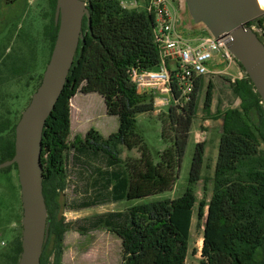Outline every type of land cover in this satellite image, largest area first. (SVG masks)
<instances>
[{"label":"trees","instance_id":"obj_1","mask_svg":"<svg viewBox=\"0 0 264 264\" xmlns=\"http://www.w3.org/2000/svg\"><path fill=\"white\" fill-rule=\"evenodd\" d=\"M49 1L52 15L45 26V35L50 38L53 49L58 31L54 20L57 0ZM88 6L91 24L85 17L83 38L65 88L43 130L41 159L50 226L41 264H61L70 222L59 216V195L66 186L69 161L74 164L80 155L86 154L105 158V167L95 168L93 191L77 204V209L146 198L170 190L176 183L204 88L205 119H222V135L213 194L208 202L201 201L198 211L199 219L205 218L201 264H264V149L260 148L264 143V104L247 73L231 83L232 93L241 100L240 105L216 111L212 110L213 84L210 81L206 84L204 76L199 77L189 98L171 104L163 117L162 137L166 146L155 160L136 131L137 114L155 111V94L139 91L132 79L133 68H155L159 63L153 15L126 8L121 0H89ZM254 24L264 31V14L248 22L250 26ZM23 69L20 66L17 73ZM79 91L98 93L104 98L107 113L119 119L116 131L104 136L91 127L83 137L70 142L71 99ZM174 92L178 98L180 94L175 88ZM10 114V109L0 113V162L15 153L13 137L17 122L12 121ZM123 146L140 150V156L127 164L129 168L122 165ZM204 159V143L198 142L191 165V182L201 179ZM12 167L1 170L9 171ZM86 168L94 171L88 165ZM188 199L191 202L192 197ZM179 203L174 204L171 198L140 202L127 211L85 217L78 229L82 233L99 228L115 232L122 239L125 264H157L159 248L150 249L152 241L171 229L176 236L167 240V253L172 262L180 264L182 247L188 238L189 206L186 200ZM50 244L55 253L53 261ZM21 251L19 238L12 248L14 264H18Z\"/></svg>","mask_w":264,"mask_h":264},{"label":"rangeland","instance_id":"obj_2","mask_svg":"<svg viewBox=\"0 0 264 264\" xmlns=\"http://www.w3.org/2000/svg\"><path fill=\"white\" fill-rule=\"evenodd\" d=\"M135 1H138L141 6L145 0H121V3L125 4L126 8L134 9L132 3ZM181 6L180 4L179 13L182 10ZM51 15L49 0L7 2L0 0V53L4 52L0 56V113L10 109L13 122L19 120L30 102L31 95L37 89L39 79L41 81L50 59L52 42L45 35V26L50 22ZM253 27L264 41V31L257 24ZM6 54H10V57H6ZM20 66L24 69L21 73H17L16 69ZM245 73L236 60L229 73H209L204 76L206 84L209 81L213 84V111L217 108L226 109L240 105V99L232 93L231 83ZM205 90L206 88L201 92L199 111L193 120L176 183L170 190L146 198L125 199L77 209V204L93 191L95 168L105 167V158L102 155L86 154L80 155V159L74 164L69 161L66 186L59 195V216L66 222H70L64 237L61 264H125L122 239L115 232L99 228L82 233L78 229L80 220L108 211H127L133 204L161 198H171L174 204H180L179 202L186 200L189 206L188 238L182 247L183 259L180 264H201L205 218L199 219L198 211L201 201L208 202L213 194V178L222 135L221 119H205L203 111ZM79 102L83 103L80 109ZM165 102V94H155V111L137 114L136 131L144 139L155 160L159 159V151L166 146L162 137V120L173 103ZM71 106L74 116L75 111H82V126L76 123L79 122L76 119L73 122L69 139L71 143L83 137L91 127L96 128L104 136L118 129V117L107 113L104 98L102 99L98 93L88 95L79 91L71 99ZM253 119L256 118L253 117ZM198 142L204 143L205 159L201 179L191 182V165ZM260 148L264 149V143L260 145ZM72 151L73 149L70 150V156ZM121 156L122 165L126 167L132 159L140 156V150L123 146ZM86 165L94 171L91 172ZM189 196L192 197L191 202L188 199ZM22 213L18 170L15 166L9 171L0 170V264H14L12 248L22 237ZM175 236L171 229H166L162 235L152 241L150 249L159 248L156 254L157 264H175L167 253V240ZM49 250L51 251L50 260L53 261L55 253L52 251V244Z\"/></svg>","mask_w":264,"mask_h":264},{"label":"water","instance_id":"obj_3","mask_svg":"<svg viewBox=\"0 0 264 264\" xmlns=\"http://www.w3.org/2000/svg\"><path fill=\"white\" fill-rule=\"evenodd\" d=\"M13 1V0H5ZM89 0H57L58 26L50 59L37 89L16 124L15 153L0 162V170L18 167L22 213V251L18 264H41L50 221L44 195L43 130L62 94L83 38V22L91 24ZM180 28L204 27L243 66L264 104V41L248 22L264 14L259 0H180Z\"/></svg>","mask_w":264,"mask_h":264},{"label":"built area","instance_id":"obj_4","mask_svg":"<svg viewBox=\"0 0 264 264\" xmlns=\"http://www.w3.org/2000/svg\"><path fill=\"white\" fill-rule=\"evenodd\" d=\"M132 5L153 15V34L159 49L155 68L132 69L139 91L165 94V103H178L189 98L199 77L229 73L236 63L226 37L216 38L206 29L180 28V0H145L141 6L135 1ZM174 88L180 94L178 98Z\"/></svg>","mask_w":264,"mask_h":264},{"label":"crops","instance_id":"obj_5","mask_svg":"<svg viewBox=\"0 0 264 264\" xmlns=\"http://www.w3.org/2000/svg\"><path fill=\"white\" fill-rule=\"evenodd\" d=\"M90 94H93V93H90ZM102 99H103V97H102ZM240 102H241V100H240ZM82 105H83L82 102L78 103L79 109L81 108ZM71 116H72V127H73V122H74L75 119H76V121H79V122H76V123H78V125L81 127L82 126V124H81L82 111L81 110L80 111H75V116L73 115V111H72V115Z\"/></svg>","mask_w":264,"mask_h":264},{"label":"flooded vegetation","instance_id":"obj_6","mask_svg":"<svg viewBox=\"0 0 264 264\" xmlns=\"http://www.w3.org/2000/svg\"><path fill=\"white\" fill-rule=\"evenodd\" d=\"M49 4H50V1H49ZM51 6V5H50ZM52 9V7H51ZM55 11H56V8H55ZM51 20V18H50ZM54 20H55V12H54ZM50 23V22H49ZM56 24V23H55ZM18 122V121H17ZM17 124V123H16ZM15 139H16V128H15V132H14V137H13V140H14V145H15ZM13 166H15V168L18 170V167L16 164H14Z\"/></svg>","mask_w":264,"mask_h":264},{"label":"bare ground","instance_id":"obj_7","mask_svg":"<svg viewBox=\"0 0 264 264\" xmlns=\"http://www.w3.org/2000/svg\"><path fill=\"white\" fill-rule=\"evenodd\" d=\"M259 2H260L261 5L264 7V0H259Z\"/></svg>","mask_w":264,"mask_h":264}]
</instances>
